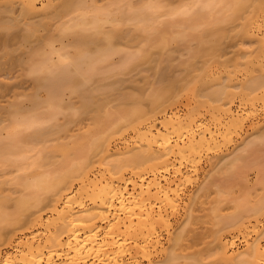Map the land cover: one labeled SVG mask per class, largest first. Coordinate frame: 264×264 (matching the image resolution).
Segmentation results:
<instances>
[{
    "label": "bare ground",
    "instance_id": "bare-ground-1",
    "mask_svg": "<svg viewBox=\"0 0 264 264\" xmlns=\"http://www.w3.org/2000/svg\"><path fill=\"white\" fill-rule=\"evenodd\" d=\"M47 1V7L45 8L47 11H44L42 16H40V8L43 9L45 6L37 8L36 4L40 2L38 0H0V12L2 13L3 11V14L9 10L12 15L14 8L18 6L16 9H19V11L17 10L19 12L18 19L13 20L15 23L11 21L12 25L3 22L5 21L3 19V21L0 20V30L4 31V33H0V49L13 45H17L16 48L18 49L26 47L33 38H38L39 31L48 29V25L52 24L54 20L62 23L60 19L62 17L64 19V15H69L73 9L78 10L77 12L90 9L89 11L92 13L87 16V11L85 13L79 12V15L74 20L76 22L71 20L72 16L69 19L73 22L70 26H77L78 28L76 29L80 32L78 30H72L71 32V34H74L73 38L75 37L73 40V45H75L71 46L72 48L74 47L73 55L69 51H65L63 46L64 50L59 55L55 51L56 58L58 56V61H55L57 63L62 61V64L61 62L58 64L52 62V55H55L52 54L54 53L52 51L54 46L51 45L52 39H49L51 41L48 43V38L46 39L47 41L43 40L42 43L44 44L42 45L44 47L49 46L48 53H38L39 61L32 63L30 74L35 76L34 83L36 88L45 92V99L39 100L36 95H32L29 100L31 109L29 111L24 109L30 114L28 116H26V111L25 113L24 111L20 113L22 109L18 103L13 104L14 102H12L11 106L9 103V106L5 109L11 125V127L9 126L11 129H8L12 131H7V136L0 138V170L2 167L15 166L19 163L16 160H11L9 158L10 155L31 154L30 152H33L34 147H36V145H33L38 142L42 143V146H39V150L38 148L36 149L39 152H36L33 159L30 156H23L24 165L34 164L43 168V165L46 164L53 166L51 167L52 170L50 168L49 170L44 169L46 172L42 170L45 173L41 170H39L40 172L37 171L36 181L32 185L26 186V189H30L28 196L20 201L25 205L49 206L50 211L56 214V218L45 225L44 231L36 233L34 236L19 238L14 245H12V240L9 241L8 245L14 248L18 257L5 254L0 256V264H133L138 254L145 256L150 254L151 251H158L162 247L159 238L160 232L168 230L171 225L166 207L173 208L175 206L178 187L174 186V180L170 181L164 174L169 172L175 160H188L194 153L204 148L208 149L212 145L215 146L218 142L214 132L209 127L203 126L202 123H198L192 116L184 118L166 116L164 119L159 120L156 113L163 109L164 98L169 93L168 87L161 86V88L159 86L156 90H151L146 96L151 105L149 110L139 105L124 114L126 121H136L138 124L134 127L136 145L129 149L127 145V148H124L127 150L123 154H95L100 148H104L102 145L105 144L106 140L98 136L100 125L109 123L114 126L117 121L111 122V116L102 114L103 112L100 108L103 100H94L91 89L93 87L89 83L92 82L94 76L100 73L99 67L101 64L106 63L112 55L119 53L120 56L122 55L120 49L113 47L115 45L112 39L117 35H110L109 31L104 32L102 25L106 22L110 24L112 21L117 23L115 20L118 19L119 21L121 17V20H123L124 17L122 15L129 13L128 17L127 14L124 16L132 22L133 26L144 30L147 34L146 30L150 32L151 29L156 28L154 23H156L155 20H159L157 18L158 14L156 15L159 5L155 6V0H151L152 4L149 1L148 3L145 1L146 4L140 1L141 5L132 10L131 14L127 11L124 13V9L121 17L119 15V18L116 19L117 15L112 18L113 16L111 17L110 14L104 12L102 8L97 6L96 8L98 9L94 8L96 4L90 6V2L89 5L88 1L85 0ZM120 1L118 0V2ZM124 1L126 5H134L132 0L131 5L129 1L123 0V5ZM159 1L161 0H157L158 4ZM197 2L200 1L197 0ZM201 2L202 4L197 3V5L199 4V9H202V12H198L197 15H199V19H203V22L211 19L214 23H222L241 18L242 25L247 28L245 33L247 37L255 39L259 53L251 60L246 58L244 61V73L249 79L247 78V81H244L243 84L240 81V85H242L240 88L243 98L248 103H254L256 99L258 101L264 99V41L262 37L258 38L254 34L255 30L260 31V28L264 25V0H201ZM133 5L132 7H134ZM106 7V9L109 8L108 6ZM177 7H175V10H177ZM183 7L185 12L182 9L181 12L189 13L186 10L191 6ZM185 7L188 8L185 9ZM75 10L72 12H75ZM108 10L111 12L112 9L109 8ZM169 10L171 11V9ZM175 10L171 11L172 14L177 13ZM117 11L118 13L121 12L120 9ZM112 12L114 13V11ZM36 14H39L40 20L32 21L34 17H37ZM108 15H110V18ZM194 20L191 22L194 23ZM19 22H22V27ZM124 22L122 21V24ZM159 22L161 23L160 20ZM120 23L119 21L116 25ZM65 26L70 27L69 25ZM87 26L88 29H93L94 32L92 34L86 32L91 31V29H86ZM14 27L17 28L13 29ZM75 27L63 29L68 32ZM18 28H24V30L20 31ZM154 32L152 31L153 34ZM186 33L188 34L187 31ZM118 37L120 38V35ZM145 37L150 41L153 35L149 36V38L148 36ZM166 39L165 36H161L160 43L163 46L169 42ZM172 39L175 40V37L168 38L170 42H173ZM147 40H145V43ZM200 40L201 38H198L197 41L200 42ZM45 44L48 46H45ZM150 44H152L151 41ZM94 45L97 48L95 47L96 49L91 51L90 48L94 47ZM62 47L59 48L60 51ZM40 48L39 50H41ZM141 49L146 50V48ZM140 50L134 51L132 54L131 52L127 55L124 54L121 59L123 62L121 61L122 63H120V65H123L120 67L128 69L134 62L137 65L136 63L140 61H149L151 59L149 51ZM64 51L70 54V58L67 61H65L66 57L63 55L65 54ZM32 52H30V55H32ZM9 53L7 50L5 51L6 55ZM34 55L35 53L32 56ZM232 78L230 74H226L224 77L225 86L223 85V87L213 90L210 93V97L213 108L218 111V115L212 116L213 120L220 123L222 119H226L230 122V127L233 128L238 126L237 112L232 108V100H230V95L233 92L227 90L232 87ZM255 90H260L261 95L259 97H257V94V96L252 94ZM65 91L70 92L69 94L78 99L80 98V103L78 107L74 108L75 111L72 114L78 111L80 114H96L97 117L92 115V119L89 118L92 123L89 133H82L74 140H71V142L59 139V141L53 142L54 144L48 142L49 145H47L46 142L50 140L47 138L48 134L46 135V133H50L47 130H50L51 126L53 128L57 126L55 125L57 123L53 124V120H58L57 117L55 119L54 117L57 114L60 116L59 112L66 119L71 116L69 113L71 112L69 111L70 109L73 110L71 107L69 108L68 106L69 109L66 107L65 110H63V107L60 110L61 106H64V103H62L64 102L62 100L63 97L61 98L60 96ZM129 97L136 104L141 101L140 95H131ZM0 106L2 107L3 105ZM4 107H2L3 111ZM39 108H42V110L44 108L45 110L40 111ZM190 109L191 111L194 110L193 107ZM66 110L68 112L65 114ZM18 113H20V117ZM118 120L124 121V119ZM146 120L153 123L144 127L143 122ZM156 124L159 127H156ZM20 127L25 130L29 128L30 130L28 131L24 130L26 133L31 132V129L32 132L23 134V129H20ZM92 136H95V138H91ZM26 146L33 147V150L28 149ZM104 151H107L106 145ZM110 158L111 160H108ZM56 163L57 167L53 165ZM181 173V170H176L172 177L176 179L178 175H182ZM262 181L261 189L264 190V179ZM261 201L259 202L262 203ZM156 203L162 207L157 206L158 208L154 209L153 206L155 207L156 205L154 204ZM163 206H166V209H162ZM253 206L254 210L252 208V211H260L261 208L256 209L260 205L256 204ZM249 207L252 206L250 205ZM249 207L242 204V206H239L240 212L244 213L247 209L243 212L242 208ZM237 208L235 209L237 210ZM238 211L234 216L227 217L228 219H221V224L224 223L226 224L225 226L237 224L241 220L240 217L242 215ZM119 214L123 217H119ZM40 217L32 218L33 220H30L32 221L31 226L39 227L43 225L44 222ZM19 218L8 220L10 228L19 223ZM0 223L9 228L8 223H5L4 219ZM101 225H104V227H101ZM255 227H253L252 232H256ZM240 231L239 234L243 235L248 230L243 229ZM40 233L43 234V241L36 244L35 238L41 235ZM221 237L218 232L212 233L215 245L214 250H212L214 254L212 255L221 261L218 260L220 264H264V245L258 239V236L250 243H246L244 252L236 255L228 254V243L223 242ZM230 244L229 247H232V242ZM174 252L175 250H172L171 253L165 254L166 261L162 260L163 262L154 264H179L178 261L182 258H180L181 254ZM196 260L194 259L193 262L191 260L186 264H197L198 260V264H200V259Z\"/></svg>",
    "mask_w": 264,
    "mask_h": 264
},
{
    "label": "rangeland",
    "instance_id": "rangeland-1",
    "mask_svg": "<svg viewBox=\"0 0 264 264\" xmlns=\"http://www.w3.org/2000/svg\"><path fill=\"white\" fill-rule=\"evenodd\" d=\"M38 1L40 2H37V8L43 7V5L45 6L43 9L40 8L41 12L39 13L42 16V13L47 11L45 8L47 7L48 1ZM85 1H88V4L90 2V6L96 4L94 8L96 6L102 8L104 12L110 14L111 17L113 16L112 18L117 15L115 17L116 19L119 18V15L121 17V13L123 12L125 13L127 11L131 14V11L138 5H141V2L146 4L145 1L147 3L149 1L151 3V0H132L133 5L131 0H127L130 2V5L132 4L134 6L132 7V5H126L125 1L124 5L126 6H124L122 4L123 0H121L122 2L120 0V2L118 0ZM190 1L193 2L194 0H161L159 4L157 0H155L156 3L153 1L155 6L159 5L156 15H159H157V18L161 23L159 20H157L158 22L155 20L156 23L154 25L156 28L151 29L150 32L146 30L147 34L144 30L140 28L139 30L138 27L132 25V22L124 16L127 13L122 15L124 18L123 20H121L122 17L120 18L119 21L121 23L119 25H116L119 23L118 19L115 20L117 23H113L112 21L110 24L106 22L102 25L104 32L109 31L111 33L110 35H120V38H117V36L114 37L112 42L115 45L113 47L120 49L122 55L120 56V53L112 55L106 63L101 64L99 67L100 73L98 72L99 74L94 76L92 82L89 83L93 88L88 84L92 89L94 100H103L100 108L103 113H101L111 116V122H114V120L117 121L114 126L109 123L99 124L100 130L98 136L106 140L105 144L102 145L104 148H100L95 154H123L127 150L124 149L125 147L127 148V145L128 149L136 145L134 127L138 124L136 121H126L124 114L139 105L149 110L151 105L146 96L151 90H156L159 86L168 87L169 89V93L164 98L163 109L156 113L159 120L164 119L166 116L172 118L192 116L198 123L200 122L203 126L209 127L214 132L216 141L218 142L215 146L212 145L208 149L204 148L194 153L188 160H175L169 172L164 174L170 181L174 180V186L178 187L175 206L173 208L163 206L162 208H167V215L171 225L168 230L160 232L159 238L162 247L158 251H151L150 254L145 256L138 254L133 264H154L163 262L162 260L166 261L165 254L171 253L172 250L181 254L180 258H182H179V264H186L191 260L193 262L194 259H200V264H220L221 261L212 255L214 254L212 250L215 247L212 239L213 232H218L222 236V241L228 243V254L236 255L237 253L244 252L246 243H250L257 236L264 245V190L261 189V183L264 179V99H260L259 101L256 99L254 103H248L243 98L240 88L242 86L240 85V81L243 84L244 81H247V78L249 79L244 73V61L246 58L251 60L259 53L258 44L255 43V39H250L245 34L247 28L242 25L241 18L222 23H214L211 19L203 22V19H199L200 17L197 15L198 12H202V9H199V4L197 5V3L202 4L201 0H198L200 2L195 0L193 3ZM195 2L197 3L195 4ZM135 3L137 4L135 5ZM184 3H188L189 5ZM106 6L112 9L111 12L108 10L109 8L106 9ZM183 6H191L189 8L185 7V9L188 8L186 12L189 13L181 12L184 8ZM175 7H177V10H175ZM16 8L13 9L14 11L11 10L13 12L12 15L9 10L4 12V14L3 11L2 13L0 12V20H5L3 22L11 24V21H15L16 18L18 19L19 9ZM119 9L121 12L118 13L117 10ZM169 9L171 11L174 9L177 13H174V11V14H172ZM89 10H79V12L85 13L87 11L86 14L88 16L92 13ZM122 10L124 11L122 12ZM72 11L69 15L67 14L68 16L64 15V19H62L63 17L60 19L62 23H59L58 20L57 22L54 20L53 25L50 23L48 25L49 31L48 29L39 31L38 35L40 37L37 35L38 38H33L26 47H20L18 49L16 48L17 45H13L5 49H0V64L4 63L0 66L2 70L0 72V105H3L2 107L5 105L4 111L0 106V138L6 137L7 131L11 129L9 117L7 118V113L5 112L9 103L10 106L12 102H14L13 104L18 103L22 109L20 113L23 111L25 113L26 110L29 111L31 109L29 100L32 95H36L39 100L45 99V92L36 88L34 83L35 76L30 74L32 63L39 61L38 53H48L49 46L45 44L48 47H44L42 45L44 44L42 43L43 40L47 38L48 40L52 39L51 45L54 46L53 49L59 50L63 46L65 47V51H69L73 55L74 47L72 48L71 46L73 45L75 37L73 38L74 34H71V32L72 30H78L76 29L78 27L70 25L73 23L71 20L74 21L77 15H79V12H77L78 10H75V12ZM15 15L17 16L15 17ZM110 15H108L109 18ZM40 16L38 14V19L34 17L32 21L40 20ZM128 16L129 13L127 14ZM193 20L194 23L191 22ZM122 21H125L124 24H122ZM21 23L19 22L22 27L23 24ZM64 24L70 27L68 28ZM20 25L18 26L20 27ZM62 27L68 29L71 27L75 28L67 32ZM18 29L20 31L22 29L24 30V28ZM86 29H88V26ZM89 29L86 32L92 34L94 32L93 29ZM152 31H155L154 34ZM0 33H4V31L0 30ZM155 33L157 34L155 35ZM149 34L153 35V38H150L152 44L145 37H151ZM254 34L258 38L262 37L264 41V25L260 28V31L255 30ZM161 36H165L169 42L170 40L168 38L175 37V40L172 39L173 42L170 43L166 41L167 44L163 46L160 43ZM198 38H201L200 42L197 41ZM145 40H147L146 43ZM50 41H47V43ZM96 45L98 46L99 44ZM63 47L61 51L59 50L60 52L52 49L54 51L52 54H55L52 55L53 58L51 57L52 62H56L55 60L58 59V56L56 58V52L59 55L64 50ZM95 47L94 45V47L90 48L91 51L97 48ZM139 48H146V50H140ZM6 50L10 52L7 55L5 54ZM34 50L36 51L34 52ZM137 50L149 51L151 59L149 61H140L136 63L137 65L134 62L132 66H135H131L132 68L123 69V67H120L123 65H120L123 62L121 60L122 56L130 52L132 54V52ZM31 51L35 53L34 56H32L34 54L33 52L30 55ZM67 52L65 54L62 53L66 57V59L63 58L65 61L70 58V54ZM60 62L62 64V61ZM58 63L56 62V64ZM226 74H230L234 78H232V87L227 89L229 92H233L230 95V100H232V108L237 112L236 118L238 119V126L233 128L230 127V122L226 119H222L220 123H217L212 118L213 115H218V111L213 108L210 93L213 90L223 87V85L225 86L224 77ZM69 93L68 91L62 92L60 97H63L62 100L64 102L62 103H64V106H61L60 110L63 107V110L66 107L68 108V106L69 108L71 107L73 109L69 110L71 111L69 112L71 116L69 119H66L59 112L60 116L57 114L54 117V119L56 117L58 119L57 121L53 120V124L57 123L55 124L57 126L54 128L52 126L51 128L49 127L51 131H47L50 133L44 131L46 135L48 134L47 138L50 139L46 142L47 145L49 143L54 144L53 142L56 140L59 141V139L65 142H71V140H74L80 134L89 133L92 127L89 118L93 114H80L78 111L72 114L75 111L74 108L78 107L80 98L78 99ZM252 94L255 96L258 95L257 97H259L261 92L260 90H255ZM131 95H140L141 101L136 104L129 97ZM6 104L8 105L6 106ZM191 106L194 109L193 111L190 109L192 108ZM39 110L44 111L45 109L43 108L42 110V108H39ZM67 110L65 114L68 112ZM28 111H26V116L29 114L27 113ZM20 113H18L19 117L21 116ZM93 116L97 117L96 114ZM118 119H124V121ZM143 123L144 127H146L153 122L146 120ZM157 126L159 127L156 124ZM20 129H23V132L25 130L22 127ZM26 130L28 131L30 129L28 128ZM22 131L20 130V132ZM31 132H24L23 134H29ZM44 137L46 136L44 135ZM91 138H95V136ZM41 144L40 142L35 143L33 146L36 145V147H34L33 152L28 150H33L32 146V148L26 146L28 149L25 148L31 154L10 155L9 158L11 160H16L19 163L15 166L2 167L0 170V220L2 221L4 219L5 223H8V220L20 217L19 220L21 221L17 225L12 226V228H10L9 223V228H6L4 224L0 223V256L5 254L16 256L14 248L8 245L9 241L12 240V245H14L19 238L34 236L36 233L44 231L45 225L56 218V214L50 211L49 206L25 205L20 201L22 198L28 196L30 189H26V186L32 185L36 181V172L44 169L49 170V168L51 169L53 167L46 164L43 165V168L42 166H39V168L34 164L24 165L23 156H30L33 159ZM105 145L107 151H104ZM37 148L38 150H36ZM111 158L108 160H111ZM53 165L58 166L57 163ZM176 170H181L182 175H178V178L174 179L172 175ZM254 202L256 203L254 204ZM238 204L239 206L245 204L248 207L250 205L252 207L242 208L243 212L247 209V211L242 213V211L240 212L239 206H237ZM256 204L258 206L260 205L259 207L255 206L257 207L256 209L261 208L258 212L252 211L253 205ZM154 205H156L155 207L153 206L154 209L160 206L158 203ZM237 211L243 215L240 214L241 220L237 224L231 226H225L226 224L224 223H222L224 225L221 224V219L232 217ZM119 215V217H123L121 214ZM37 216H41L40 218L44 224L39 227H33L31 226L32 221L30 220H33ZM101 227H104V225H101ZM253 227H255L256 232H252ZM242 228L246 229V231L248 230L243 235L239 234L241 232L240 230H243ZM40 234L35 238L36 244L43 241V234ZM229 242H232V247H229L231 245ZM178 262L176 261V263Z\"/></svg>",
    "mask_w": 264,
    "mask_h": 264
}]
</instances>
